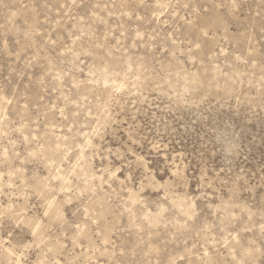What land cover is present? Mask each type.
Wrapping results in <instances>:
<instances>
[{
    "label": "rangeland",
    "instance_id": "obj_1",
    "mask_svg": "<svg viewBox=\"0 0 264 264\" xmlns=\"http://www.w3.org/2000/svg\"><path fill=\"white\" fill-rule=\"evenodd\" d=\"M0 264H264V0H0Z\"/></svg>",
    "mask_w": 264,
    "mask_h": 264
}]
</instances>
